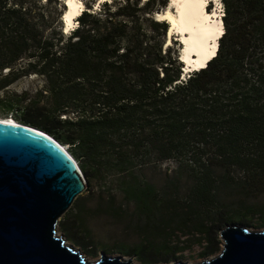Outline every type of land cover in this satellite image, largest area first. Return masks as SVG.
Returning <instances> with one entry per match:
<instances>
[{"label":"trees","instance_id":"16d2710c","mask_svg":"<svg viewBox=\"0 0 264 264\" xmlns=\"http://www.w3.org/2000/svg\"><path fill=\"white\" fill-rule=\"evenodd\" d=\"M62 1L0 0V93L22 77L47 81L33 96L0 94L2 114L68 145L120 208L205 235L211 251L213 234L249 212L264 223V0H222L216 56L188 78L157 0H85L101 13L84 10L68 35ZM169 161L171 174L160 169ZM135 251L146 264L180 252L167 241Z\"/></svg>","mask_w":264,"mask_h":264},{"label":"water","instance_id":"95a60500","mask_svg":"<svg viewBox=\"0 0 264 264\" xmlns=\"http://www.w3.org/2000/svg\"><path fill=\"white\" fill-rule=\"evenodd\" d=\"M64 147L39 128L0 121V264H134L105 253L89 260L59 233L88 186ZM220 235L221 253L199 264H264V230L228 225Z\"/></svg>","mask_w":264,"mask_h":264},{"label":"rangeland","instance_id":"374dc122","mask_svg":"<svg viewBox=\"0 0 264 264\" xmlns=\"http://www.w3.org/2000/svg\"><path fill=\"white\" fill-rule=\"evenodd\" d=\"M81 1L84 3L83 8L85 10L90 9L92 12L101 13L100 7L98 5L99 3H97L96 6H94L95 4H92L91 6L89 2L87 3L85 0ZM105 1L106 0H101L100 3L102 4ZM143 1L146 2L145 0ZM170 1L172 0H157L156 8H158V12L162 13L170 4ZM213 1L215 4L211 3L208 11L215 13V11L218 10L219 16L224 20V3L222 0ZM165 2L166 5H163ZM64 3L65 0L62 1V6L65 11L66 6ZM74 27L77 28L78 24H76ZM71 31L72 28L67 34H65L68 35ZM177 38L178 33L177 31H174L173 41L170 46L179 50V56H181L183 49H181V43L177 41ZM168 40L169 33H167L165 36L166 47H170L167 46L169 42ZM196 70L198 69L193 68L189 71L187 69L186 71L184 70L185 78H188L189 74ZM46 86L47 81L45 77L34 74L20 78L14 84L9 86L7 90L1 92L0 94L1 96H6L12 94L21 95L28 93V95L33 96L38 91L44 90ZM0 117L10 118L11 115H3L2 111L0 110ZM65 147L70 152L69 146L66 145ZM176 167L177 165L175 162L169 161L164 163L160 169L164 172L168 171L171 174ZM159 172H157L155 169H151L147 172V177L149 179H157ZM86 179L88 183L86 190L81 195H79L68 212L61 218L58 231L64 236V239L68 245L79 249L89 260H98L101 256V253H105L108 256H123L126 259L132 258L134 264H146L139 259L135 250L142 244L149 242L157 246L164 244L167 241L171 248H175L180 252L163 254L157 259L160 261L147 264H176L178 262L184 264H199L206 259L218 256L223 250L224 242L220 235L221 232H218L217 235L213 234L211 237V240H214V245L212 247L210 246L214 251H211L208 249L207 236H200L199 234L195 233L189 234L186 230L185 233H183L170 228V226H162V224L159 222L155 223L156 225L149 224L147 218L140 217V214L135 209V206L125 205V207L123 206V208H120L123 197L120 196L119 193L103 194L100 192L101 188H99V183L96 181H89L87 177ZM110 197L114 199V203L112 205L108 204L107 202V199ZM258 197V201H264L263 195H259ZM179 198L181 202H184L187 199L185 191L181 192ZM258 201H256V198L253 200V202ZM247 217L248 219H246V221L248 223L237 222L232 223L231 225L248 227L252 231L264 230L262 214L259 213L257 209L255 212H249Z\"/></svg>","mask_w":264,"mask_h":264},{"label":"bare ground","instance_id":"6f19581e","mask_svg":"<svg viewBox=\"0 0 264 264\" xmlns=\"http://www.w3.org/2000/svg\"><path fill=\"white\" fill-rule=\"evenodd\" d=\"M211 3L213 0H172L162 13H156L155 20L165 22L171 28L168 29L167 46L172 44L173 32L177 31V41L181 43L183 49L181 62L186 67L185 71L193 68L204 69L207 61L216 56L219 38L224 35L223 18L219 16L218 10L213 13L206 9ZM64 4L66 6L64 28L67 34L78 24V16L84 3L81 0H65ZM0 121L18 123L11 117H0Z\"/></svg>","mask_w":264,"mask_h":264},{"label":"clouds","instance_id":"9594fccd","mask_svg":"<svg viewBox=\"0 0 264 264\" xmlns=\"http://www.w3.org/2000/svg\"><path fill=\"white\" fill-rule=\"evenodd\" d=\"M218 1H219V0H218ZM218 1H217V2H218ZM213 4H215L214 1H213ZM209 7H210V4H209V6H208V9H209ZM82 9H83V12H84L85 9H84V8H82ZM208 9H207V10H208ZM83 12H82V13H83ZM81 15H82V14H79L78 18H79ZM223 27H224V25H223ZM74 29H75V27H72V30H74ZM217 51H218V49H217ZM182 54H183V53L181 52V57H180V59L183 58V55H182ZM211 60H212V59H211ZM211 60H210V61H211ZM210 61H208V62H210ZM206 66H207V65H206ZM198 70H199V69H198ZM198 70H197V71H198Z\"/></svg>","mask_w":264,"mask_h":264}]
</instances>
